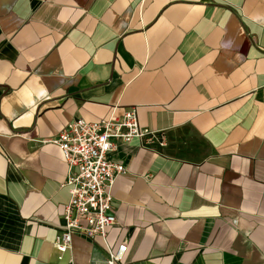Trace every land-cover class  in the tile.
Listing matches in <instances>:
<instances>
[{"label": "crops", "instance_id": "obj_1", "mask_svg": "<svg viewBox=\"0 0 264 264\" xmlns=\"http://www.w3.org/2000/svg\"><path fill=\"white\" fill-rule=\"evenodd\" d=\"M134 108L118 143L122 264H264V0H0V264H105L53 246L70 195L45 141Z\"/></svg>", "mask_w": 264, "mask_h": 264}, {"label": "built area", "instance_id": "obj_2", "mask_svg": "<svg viewBox=\"0 0 264 264\" xmlns=\"http://www.w3.org/2000/svg\"><path fill=\"white\" fill-rule=\"evenodd\" d=\"M135 139L147 147L166 146L164 133L139 126L134 108L121 115L113 111L107 118L94 122L72 120L55 137L45 141L59 148L67 165L62 186L68 187L70 198L61 216L64 225L53 241L61 255L70 248L73 236H81L92 242L101 240L105 264H122L127 244L122 242L112 250L107 229L116 224L112 189L117 177L126 170L111 160V154L118 143Z\"/></svg>", "mask_w": 264, "mask_h": 264}, {"label": "rangeland", "instance_id": "obj_3", "mask_svg": "<svg viewBox=\"0 0 264 264\" xmlns=\"http://www.w3.org/2000/svg\"><path fill=\"white\" fill-rule=\"evenodd\" d=\"M164 138H165V141H166V135H165V134H164ZM153 146H154V145H153ZM155 147H157V145H155L154 148H155ZM158 148H160V147H158Z\"/></svg>", "mask_w": 264, "mask_h": 264}]
</instances>
